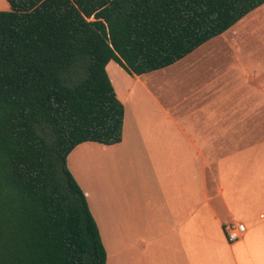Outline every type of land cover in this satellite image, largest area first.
Instances as JSON below:
<instances>
[{
	"label": "crops",
	"instance_id": "0c3cea01",
	"mask_svg": "<svg viewBox=\"0 0 264 264\" xmlns=\"http://www.w3.org/2000/svg\"><path fill=\"white\" fill-rule=\"evenodd\" d=\"M111 63L121 142L66 158L105 264H264V4L164 69Z\"/></svg>",
	"mask_w": 264,
	"mask_h": 264
},
{
	"label": "trees",
	"instance_id": "16d2710c",
	"mask_svg": "<svg viewBox=\"0 0 264 264\" xmlns=\"http://www.w3.org/2000/svg\"><path fill=\"white\" fill-rule=\"evenodd\" d=\"M0 11V264H105L66 166L78 145L121 142L106 73L164 69L264 0H6Z\"/></svg>",
	"mask_w": 264,
	"mask_h": 264
},
{
	"label": "built area",
	"instance_id": "2783aa9c",
	"mask_svg": "<svg viewBox=\"0 0 264 264\" xmlns=\"http://www.w3.org/2000/svg\"><path fill=\"white\" fill-rule=\"evenodd\" d=\"M246 231L245 226L242 223L229 222L223 226V233L225 240L228 243H235L242 239Z\"/></svg>",
	"mask_w": 264,
	"mask_h": 264
},
{
	"label": "rangeland",
	"instance_id": "374dc122",
	"mask_svg": "<svg viewBox=\"0 0 264 264\" xmlns=\"http://www.w3.org/2000/svg\"><path fill=\"white\" fill-rule=\"evenodd\" d=\"M5 11L7 12V11H9V10H5ZM112 65H114L113 62L111 63L110 67H111ZM110 67H109V73L111 72V68H110Z\"/></svg>",
	"mask_w": 264,
	"mask_h": 264
}]
</instances>
